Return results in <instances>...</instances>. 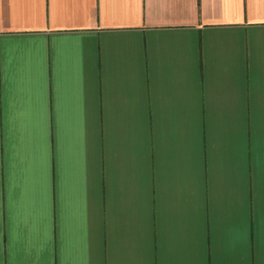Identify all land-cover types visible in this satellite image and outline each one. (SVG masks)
Here are the masks:
<instances>
[{"label":"crops","instance_id":"crops-1","mask_svg":"<svg viewBox=\"0 0 264 264\" xmlns=\"http://www.w3.org/2000/svg\"><path fill=\"white\" fill-rule=\"evenodd\" d=\"M0 264H264V0H0Z\"/></svg>","mask_w":264,"mask_h":264}]
</instances>
